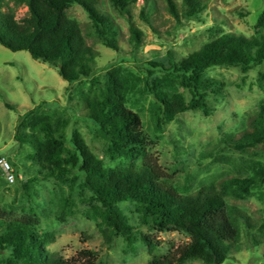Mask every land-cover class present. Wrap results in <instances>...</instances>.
<instances>
[{
  "label": "trees",
  "instance_id": "obj_1",
  "mask_svg": "<svg viewBox=\"0 0 264 264\" xmlns=\"http://www.w3.org/2000/svg\"><path fill=\"white\" fill-rule=\"evenodd\" d=\"M140 15L152 24L157 9L154 0H144ZM28 6L29 14L19 20L0 0V42L12 51H29L34 59L57 68L70 84L90 82L80 90L79 107L97 133L107 141V152L119 159L116 166H107L89 146L82 133L75 129L71 135V116L60 109L59 102L43 101L19 118L17 140L30 145L25 156L34 167L27 170L28 179L22 189L28 200L39 195L38 187L55 180L74 187L78 184L89 192L84 199L88 215L97 222L107 243L122 237L134 250L140 239L137 227L122 207L134 206L141 226L157 232L179 231L190 240L176 251L156 254L158 244L146 234L141 239L151 254L147 264H224L233 246L241 240V223L256 229L259 243L264 242V217L253 224L248 214L227 202L226 196L247 198L256 191L264 200V99L251 119V128L240 137L225 134L228 149L252 156L247 172L232 176L216 185H204L196 192L181 190L169 182V175L159 157L150 152L148 136L141 114L128 106L132 90L137 88L126 68L115 66L101 80L96 73V49L90 45L78 19L68 10L80 5L88 13L93 34L98 40L117 51L119 28L109 13L101 9L99 0H15ZM113 9L130 19V41L134 49L143 42L144 33L134 22L132 7L139 0H109ZM169 12L179 21L190 20L203 13L204 0H165ZM257 27L263 31L252 36L226 32L205 42L200 48L177 59L173 52L167 57L149 61V74L144 79L142 93L155 98L158 126L161 131L188 110H201L211 115L210 97L225 94L222 79L208 71L216 66L239 67L245 73L259 68L257 84L264 90V11ZM160 73V75L154 76ZM152 78V79H151ZM142 80V78H138ZM189 92L188 99L185 91ZM57 104L56 108H53ZM9 107L14 106L7 103ZM257 155L254 158V155ZM7 158V157H6ZM8 159V158H7ZM230 163L233 158H218ZM16 178L20 173L12 159ZM7 181V180H6ZM8 182V181H7ZM72 201L60 205L56 217L64 221L75 213ZM22 218H11L0 209V264H100L99 254L92 249L79 251L77 257L65 258L51 252L48 245L55 242V233L40 231L41 219L34 207ZM263 239V240H262Z\"/></svg>",
  "mask_w": 264,
  "mask_h": 264
},
{
  "label": "rangeland",
  "instance_id": "obj_2",
  "mask_svg": "<svg viewBox=\"0 0 264 264\" xmlns=\"http://www.w3.org/2000/svg\"><path fill=\"white\" fill-rule=\"evenodd\" d=\"M157 9L152 14V24L140 15L144 0L132 7L133 20L144 33L143 42L134 49L130 37V19L117 12L109 0H99L101 9L109 13L119 28L120 51L102 44L93 34L88 13L80 5H73L68 14L80 21L87 41L97 51L96 75L105 80V74L115 66L127 69L129 77L137 84L132 90L128 106L141 114L148 136V148L159 157L160 163L169 175V182L181 190L196 192L204 185H216L232 176L247 172V162L252 156L228 149L225 134L240 137L251 128V119L258 112L264 99V90L257 84L259 68L245 73L239 67L216 66L208 71L213 77L223 80L225 94L219 98L210 97L213 106L211 115L201 110H188L161 131L158 126L155 98L151 93H142L145 78L149 74V61L167 57L173 52L177 59L200 48L205 42L220 35L218 29L226 32L244 33L252 36L263 31L257 27L260 14L264 11V0H204L205 11L193 19L179 22L168 10L165 0H154ZM179 4L182 0H177ZM17 19L29 14L28 6L15 0H5ZM160 73L152 77L158 76ZM142 78V80H138ZM152 79V78H151ZM90 82L70 84L57 68L34 59L29 51H12L0 42V156L12 159L21 179L14 184L6 181V173L0 168V209L11 218H22L34 207L41 219L40 231L55 233V242L48 245L51 252L65 258L77 257L79 251L92 249L98 252L100 264H147L151 254L142 234L151 236L158 244L156 254H167L184 246L190 237L179 231L157 232L139 223L134 206L121 205L137 227L140 239L132 250L122 237L112 244L105 241L97 222L89 215V204L84 201L90 194L78 184L72 188L55 180L45 181L38 187L39 195L28 200L22 182L29 177L27 170L34 167L25 156L30 145H22L18 134L19 118L22 114L43 101H58L60 109L71 116L69 134L78 129L91 149L103 158L107 166H116L119 159H112L107 152V141L97 133L96 127L85 118V110L79 107L80 90ZM182 91H185L182 88ZM187 98L191 96L185 91ZM7 103L14 106L9 107ZM58 105L55 104L53 108ZM256 154L254 158H256ZM233 160L218 161V158ZM221 188V187H220ZM231 205L245 211L253 224L259 225L264 217V200L256 191L247 198L226 196ZM72 201L75 210L64 221L56 217L60 205ZM241 240L233 246L224 264H264V242L259 243L256 229H251L246 220L241 223ZM1 231V230H0ZM263 240V239H262ZM186 264H203L190 261Z\"/></svg>",
  "mask_w": 264,
  "mask_h": 264
},
{
  "label": "built area",
  "instance_id": "obj_3",
  "mask_svg": "<svg viewBox=\"0 0 264 264\" xmlns=\"http://www.w3.org/2000/svg\"><path fill=\"white\" fill-rule=\"evenodd\" d=\"M0 168L6 173V180L14 184L17 180L15 169L5 156H0Z\"/></svg>",
  "mask_w": 264,
  "mask_h": 264
}]
</instances>
